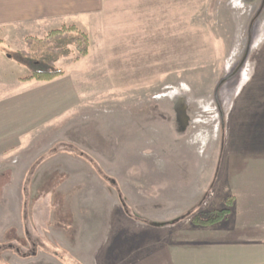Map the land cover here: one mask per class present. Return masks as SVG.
Listing matches in <instances>:
<instances>
[{
	"label": "rangeland",
	"instance_id": "obj_1",
	"mask_svg": "<svg viewBox=\"0 0 264 264\" xmlns=\"http://www.w3.org/2000/svg\"><path fill=\"white\" fill-rule=\"evenodd\" d=\"M83 32L89 56L56 61L64 123L0 158V264H98L110 227L165 234L203 187L264 172V0H104ZM20 46L0 44V103L30 74Z\"/></svg>",
	"mask_w": 264,
	"mask_h": 264
},
{
	"label": "crops",
	"instance_id": "obj_2",
	"mask_svg": "<svg viewBox=\"0 0 264 264\" xmlns=\"http://www.w3.org/2000/svg\"><path fill=\"white\" fill-rule=\"evenodd\" d=\"M103 11L104 0H0V44L21 45L17 49L23 50L26 37L60 26L90 31L92 20ZM2 62L11 63L8 57L0 58V68ZM63 76L47 85H39L42 81L33 85V79L9 80L21 86V93L0 103V158L31 139L32 128L43 123L48 128L50 120L64 117L68 109L65 84L59 79ZM64 120L57 121L56 128ZM235 176L240 177V185L232 192L215 194L208 184L200 191L206 207L198 206V201L188 207L192 215L206 213L226 207L229 199V212L223 219L200 225L190 218L176 222L165 234L155 226L148 232L138 228L128 231L121 241L114 239L110 227L105 246L97 251L98 264H264V172L237 171ZM98 234L92 235V247L97 246Z\"/></svg>",
	"mask_w": 264,
	"mask_h": 264
},
{
	"label": "trees",
	"instance_id": "obj_3",
	"mask_svg": "<svg viewBox=\"0 0 264 264\" xmlns=\"http://www.w3.org/2000/svg\"><path fill=\"white\" fill-rule=\"evenodd\" d=\"M1 42V41H0ZM25 44L27 49L33 45L38 46L36 53L27 50L14 51L11 56L19 64L28 67L30 74L21 80H36L48 82L56 77L63 75V70L56 66V61L60 58H67L73 51L68 49L71 45L78 53V57L86 56L88 53V37L86 33L75 26H62L46 34L43 38L26 37ZM27 61V62H25ZM229 199L226 207L207 213H197L192 221L200 225L212 224L223 219L229 212Z\"/></svg>",
	"mask_w": 264,
	"mask_h": 264
}]
</instances>
